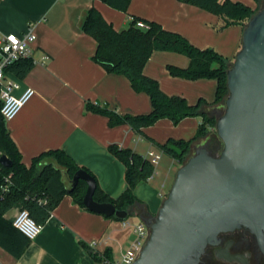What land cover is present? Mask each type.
<instances>
[{
	"label": "crops",
	"instance_id": "0c3cea01",
	"mask_svg": "<svg viewBox=\"0 0 264 264\" xmlns=\"http://www.w3.org/2000/svg\"><path fill=\"white\" fill-rule=\"evenodd\" d=\"M240 1L252 8L264 3ZM92 6L117 30L128 28L135 17L145 22L156 21L200 48L213 47L231 61L242 46L239 41L245 26L223 28L224 21L219 15L181 0H130L126 11L102 0H0V30L21 34L32 24L37 35L33 43L34 64L24 78L17 76L21 88L16 91L19 94L30 86L35 94L14 118L6 121L22 162L30 166L33 157L42 151L63 149L80 166L88 168L100 187L115 198L127 182L125 165L110 152L111 144L130 147L142 155L150 149L162 151L151 138L159 142L169 137L186 139L187 132L191 138L203 118L188 116L175 124L162 118L139 133L129 124L111 125L107 115L88 109L89 103L106 106L119 114L148 113L152 109L147 92L135 90L126 75L110 72L94 59L97 42L82 28ZM44 54L48 58L43 63ZM190 61L189 56L180 52L155 50L144 66V73L155 78L168 94L184 96L192 104L200 99L213 103L215 78L189 79L172 75L168 70L169 64L185 68ZM219 108L215 105L208 109ZM205 141L195 143L191 151ZM164 156L163 152L152 179L136 185L135 194L143 205H136L131 214L139 222L145 208L157 213L182 165L171 156L168 159ZM21 208V204L15 205L5 217L13 221ZM124 221L127 219L93 212L65 194L20 257H14L0 245V264H105V257L118 260L135 238L134 226L124 225ZM96 239L101 243L91 246Z\"/></svg>",
	"mask_w": 264,
	"mask_h": 264
},
{
	"label": "trees",
	"instance_id": "16d2710c",
	"mask_svg": "<svg viewBox=\"0 0 264 264\" xmlns=\"http://www.w3.org/2000/svg\"><path fill=\"white\" fill-rule=\"evenodd\" d=\"M102 1L122 11H126L130 3V0ZM181 1L219 15L224 21L223 28L235 24L245 26L260 9V6L252 8L240 0ZM138 20L135 17L128 28L117 30L96 6H92L83 19L82 28L97 42L94 59L108 71L126 75L135 90L147 92L151 98L152 109L148 113L119 114L106 106L100 107L91 103L87 106L90 110L107 115L111 125L129 124L139 133H143L144 127L153 125L162 118H169L178 123L188 116L201 115L203 121L190 139L169 137L165 142H159L151 138L165 154L183 164L189 158L195 143L202 139L210 143L217 136L218 109L214 111L208 108L225 104L229 93L227 71L232 61L213 47L200 48L180 33L166 30L156 21L146 22L148 27L144 28L137 25ZM155 50H171L190 57L188 67L169 64L168 70L172 75L189 79L215 78V101L210 103L200 99L192 104L184 96L163 91L155 78L144 73V66ZM33 64L32 58H22L11 65L10 69L16 76L24 78ZM1 104L0 100V109ZM6 121L0 111V152L6 153L13 161L10 167L0 163V245L18 258L29 246L31 239L15 227L13 222L5 217V213L15 205L21 204L22 208L29 210L37 223L43 225L65 194H70L75 202L85 206L83 197L87 183L80 180L76 187L71 189V178L78 169L83 168L94 177L95 175L60 148L42 151L34 156L30 166H27L22 162V154L10 135ZM109 150L125 165L127 186L114 198L100 187L96 179L94 198L112 202L118 209H134L136 205H143L135 194V188L140 181L147 180L154 173L155 165L130 147L111 144ZM9 174L10 180H6ZM4 185H8L7 190L3 189ZM144 215L154 214L145 208ZM94 256L98 257L97 253H94Z\"/></svg>",
	"mask_w": 264,
	"mask_h": 264
},
{
	"label": "water",
	"instance_id": "95a60500",
	"mask_svg": "<svg viewBox=\"0 0 264 264\" xmlns=\"http://www.w3.org/2000/svg\"><path fill=\"white\" fill-rule=\"evenodd\" d=\"M242 46L227 71L229 93L218 117L219 142L197 146L177 170L156 214L142 221L148 237L132 264H199L218 233L240 225L264 224V3L247 21ZM5 167L12 159L0 152ZM87 183L85 207L127 219L133 212L94 198L96 178L78 169L71 189Z\"/></svg>",
	"mask_w": 264,
	"mask_h": 264
},
{
	"label": "built area",
	"instance_id": "2783aa9c",
	"mask_svg": "<svg viewBox=\"0 0 264 264\" xmlns=\"http://www.w3.org/2000/svg\"><path fill=\"white\" fill-rule=\"evenodd\" d=\"M137 25L144 28L148 27L147 23L143 20H138ZM36 38L37 35L32 24L21 34L0 30V100L2 102L0 111L6 120L14 118L20 109L35 94V89L30 86L25 87L21 93L16 94V91L21 88V84L10 67L22 58L33 59V43ZM47 58L48 55L44 54L42 56V62L44 63ZM162 154V151L150 149L144 157L149 159L156 167L162 158ZM153 174L149 178H151ZM10 177V174L7 175L6 180H10ZM3 189L7 190L8 185H4ZM12 222L15 227L29 239H34L42 230V225L34 220L27 208H21ZM128 224V221H124V225ZM133 228L135 238L130 247L118 260L105 257L103 260L105 264L133 263L149 234L148 226L144 221L138 222ZM99 243H101V241L96 239L91 241L90 245L95 247Z\"/></svg>",
	"mask_w": 264,
	"mask_h": 264
},
{
	"label": "flooded vegetation",
	"instance_id": "af4514ba",
	"mask_svg": "<svg viewBox=\"0 0 264 264\" xmlns=\"http://www.w3.org/2000/svg\"><path fill=\"white\" fill-rule=\"evenodd\" d=\"M210 151L216 153L213 147ZM218 238L208 244L199 264H264L263 223L223 230Z\"/></svg>",
	"mask_w": 264,
	"mask_h": 264
},
{
	"label": "rangeland",
	"instance_id": "374dc122",
	"mask_svg": "<svg viewBox=\"0 0 264 264\" xmlns=\"http://www.w3.org/2000/svg\"><path fill=\"white\" fill-rule=\"evenodd\" d=\"M262 7V5L260 6V8ZM225 110V104H222V106H220V108L217 110V113H218V117L223 113V111ZM174 123V122H173ZM175 124V123H174ZM188 134H190V133H185V137H186V139H188L189 138V136H191V135H188ZM183 139H185V138H183ZM190 139V138H189ZM219 136H218V134H217V136H215L214 137V140L212 141V142H210L209 143V141H208V147H209V149L210 148H212L213 147V145L215 144V143H217L218 141H219ZM204 143V142H203ZM202 144V143H201ZM200 145V144H199ZM196 148H197V146L195 147V149L193 150V151H191L190 152V156L191 155H193L194 153H195V150H196ZM189 156V157H190ZM168 157H169V155L168 154H165V156H164V159H168ZM176 171V170H175ZM157 175L158 174H156L155 176L157 177ZM152 179V178H151ZM173 184V183H172ZM169 192V191H168ZM167 192V193H168ZM127 221H128V225L129 226H134L135 224H137L139 221H138V219L135 217V216H133L132 214H130L129 215V217L127 218ZM129 243H130V241L127 243V244H125L124 245V249H126L128 246H129Z\"/></svg>",
	"mask_w": 264,
	"mask_h": 264
}]
</instances>
